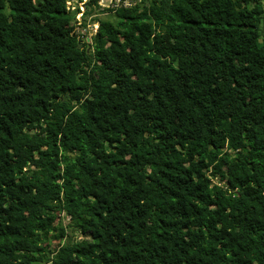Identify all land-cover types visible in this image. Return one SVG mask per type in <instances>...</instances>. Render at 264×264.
<instances>
[{
	"label": "trees",
	"instance_id": "16d2710c",
	"mask_svg": "<svg viewBox=\"0 0 264 264\" xmlns=\"http://www.w3.org/2000/svg\"><path fill=\"white\" fill-rule=\"evenodd\" d=\"M66 1L0 0V264H264L261 0H142L90 42Z\"/></svg>",
	"mask_w": 264,
	"mask_h": 264
},
{
	"label": "rangeland",
	"instance_id": "374dc122",
	"mask_svg": "<svg viewBox=\"0 0 264 264\" xmlns=\"http://www.w3.org/2000/svg\"><path fill=\"white\" fill-rule=\"evenodd\" d=\"M71 3L75 6V4L78 5V1H84V0H70ZM106 2V1H105ZM79 4H81V2H79ZM261 5L263 8V21L260 25L261 27V32L264 34V0H261ZM83 7V6H82ZM111 7L110 6H105L104 2H100L98 7L94 8V13H92L91 15H87L84 19V23H82L81 18L82 16H80L78 13L75 14L77 20H79L80 24L77 25L76 27V31L83 36V40L90 42L91 41V35L95 32L96 30V23H92V18L94 17H109L110 15H108L111 11H110ZM78 11H82L81 8H78ZM79 17V18H78ZM57 221L59 222L60 225L65 226V231H66V235H71L73 234L72 230L67 226L68 223V218L63 215L62 213H60L58 215V219ZM57 240L55 239H51L48 238L47 239V244L49 246V250H53L55 244H56Z\"/></svg>",
	"mask_w": 264,
	"mask_h": 264
},
{
	"label": "built area",
	"instance_id": "2783aa9c",
	"mask_svg": "<svg viewBox=\"0 0 264 264\" xmlns=\"http://www.w3.org/2000/svg\"><path fill=\"white\" fill-rule=\"evenodd\" d=\"M85 1V0H84ZM84 1H78V8H81L83 10V5L82 3ZM106 1V2H105ZM79 2H81V4H79ZM104 2L105 6H110L112 10L118 9V8H131L135 5H138L142 2V0H98L97 3L99 5V3ZM66 5L67 8L72 9L73 8V4L71 3L70 0L66 1ZM110 9V10H111ZM79 12V13H78ZM81 12L82 11H77L76 14L78 13L81 16ZM76 16V15H75ZM76 18V17H75ZM79 18V17H78ZM77 19V18H76ZM97 27V24H96Z\"/></svg>",
	"mask_w": 264,
	"mask_h": 264
}]
</instances>
